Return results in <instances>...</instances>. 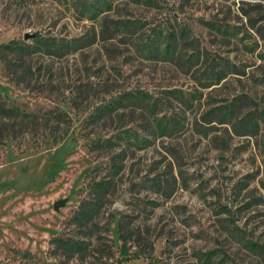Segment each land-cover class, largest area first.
Returning <instances> with one entry per match:
<instances>
[{
    "label": "rangeland",
    "instance_id": "obj_1",
    "mask_svg": "<svg viewBox=\"0 0 264 264\" xmlns=\"http://www.w3.org/2000/svg\"><path fill=\"white\" fill-rule=\"evenodd\" d=\"M4 109L0 264H264V0H0Z\"/></svg>",
    "mask_w": 264,
    "mask_h": 264
},
{
    "label": "trees",
    "instance_id": "obj_2",
    "mask_svg": "<svg viewBox=\"0 0 264 264\" xmlns=\"http://www.w3.org/2000/svg\"><path fill=\"white\" fill-rule=\"evenodd\" d=\"M19 112L15 111V110H11V109H4L2 111H0V116L2 118H6V119H15V118H22L24 119L28 114L26 113H21L19 114ZM97 203L94 201L93 202H84L81 204L80 206V210L78 212H76L75 214V218L77 221H83L84 223H89L92 220V217L95 215V213L97 212ZM122 227V223H120V228ZM62 239V240H58L59 243L65 248L68 249V251H72L74 252H80L82 250H85L87 247V243L83 240H77V239ZM64 240H68L67 242H64Z\"/></svg>",
    "mask_w": 264,
    "mask_h": 264
},
{
    "label": "water",
    "instance_id": "obj_3",
    "mask_svg": "<svg viewBox=\"0 0 264 264\" xmlns=\"http://www.w3.org/2000/svg\"><path fill=\"white\" fill-rule=\"evenodd\" d=\"M30 36H32V35H30Z\"/></svg>",
    "mask_w": 264,
    "mask_h": 264
}]
</instances>
